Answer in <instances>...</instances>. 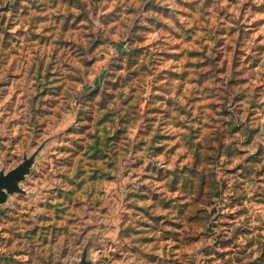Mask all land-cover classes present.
<instances>
[{"label": "rangeland", "instance_id": "1", "mask_svg": "<svg viewBox=\"0 0 264 264\" xmlns=\"http://www.w3.org/2000/svg\"><path fill=\"white\" fill-rule=\"evenodd\" d=\"M4 264H264V0H0Z\"/></svg>", "mask_w": 264, "mask_h": 264}, {"label": "water", "instance_id": "2", "mask_svg": "<svg viewBox=\"0 0 264 264\" xmlns=\"http://www.w3.org/2000/svg\"><path fill=\"white\" fill-rule=\"evenodd\" d=\"M30 160L26 161L21 167L7 174H0V203L5 200L7 193L18 191L17 182L27 173Z\"/></svg>", "mask_w": 264, "mask_h": 264}, {"label": "built area", "instance_id": "3", "mask_svg": "<svg viewBox=\"0 0 264 264\" xmlns=\"http://www.w3.org/2000/svg\"><path fill=\"white\" fill-rule=\"evenodd\" d=\"M0 264H4V262L0 261Z\"/></svg>", "mask_w": 264, "mask_h": 264}]
</instances>
